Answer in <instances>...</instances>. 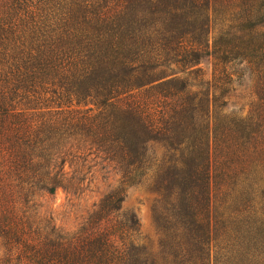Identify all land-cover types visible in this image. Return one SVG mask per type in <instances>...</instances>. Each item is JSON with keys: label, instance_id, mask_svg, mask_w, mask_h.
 Segmentation results:
<instances>
[{"label": "trees", "instance_id": "trees-1", "mask_svg": "<svg viewBox=\"0 0 264 264\" xmlns=\"http://www.w3.org/2000/svg\"><path fill=\"white\" fill-rule=\"evenodd\" d=\"M246 79L240 114L229 96ZM98 162L120 186L77 231L38 215L44 196L78 197ZM144 184L156 253L122 208ZM0 253V264H264V0H1Z\"/></svg>", "mask_w": 264, "mask_h": 264}, {"label": "rangeland", "instance_id": "rangeland-1", "mask_svg": "<svg viewBox=\"0 0 264 264\" xmlns=\"http://www.w3.org/2000/svg\"><path fill=\"white\" fill-rule=\"evenodd\" d=\"M1 3V0H0ZM215 27L214 35L218 34ZM201 68L207 78H211L212 66L210 62L203 61ZM235 92L229 96V110L246 114L251 102L250 90L252 84L246 79L242 86H234ZM157 157H161L163 150L155 147ZM87 176L85 187L78 197L69 200L63 190H58L54 196H44L39 199L36 212L41 218L52 220L53 224L65 232L77 231L84 219L98 207L101 200L108 193L118 189L119 177L103 163H96ZM106 167V168H105ZM105 168V169H104ZM157 196L147 184L126 188L125 199L122 204L124 212L134 213L140 222L139 243L150 252L156 253L159 235L153 219V206ZM1 254V253H0Z\"/></svg>", "mask_w": 264, "mask_h": 264}]
</instances>
